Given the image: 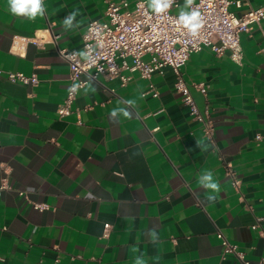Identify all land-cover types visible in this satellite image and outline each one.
Masks as SVG:
<instances>
[{"label": "crops", "instance_id": "obj_1", "mask_svg": "<svg viewBox=\"0 0 264 264\" xmlns=\"http://www.w3.org/2000/svg\"><path fill=\"white\" fill-rule=\"evenodd\" d=\"M104 18V0H40L34 19L0 0V264H240L217 231L264 264V18L240 34V64L204 47L181 68L211 138L169 66L123 87L89 81L58 115L69 69L57 50L81 53L86 24ZM148 82L156 97L142 95Z\"/></svg>", "mask_w": 264, "mask_h": 264}, {"label": "built area", "instance_id": "obj_2", "mask_svg": "<svg viewBox=\"0 0 264 264\" xmlns=\"http://www.w3.org/2000/svg\"><path fill=\"white\" fill-rule=\"evenodd\" d=\"M105 18L90 20L82 33V52L58 49V54L67 63L69 69V85L64 102L57 113L64 116L70 113V105L79 88L89 81L100 79H117L120 86H125L133 74L150 80L152 73H161L169 66L176 75L174 89L188 107L189 115L197 121L205 136L213 135V124L209 117L208 106L200 110L194 101L188 85L181 76V68L191 53L204 47L210 48L216 55L228 53L229 58L241 63L242 46L240 34L249 31L254 23L264 18V5L253 7L248 0H193L189 3V12L176 14L172 9L178 5L177 0H161L167 6L156 11L154 0H104ZM233 5L244 10L237 13L230 10ZM198 12V23L201 25L195 33L185 26L181 17ZM23 37L14 35L12 46L22 47ZM264 50V47H263ZM11 82L35 84V75L26 76L21 72H7ZM197 89L205 92L202 83ZM152 96L157 91L151 82L148 90ZM225 175L237 187L232 167L225 164ZM6 188L7 185H2ZM21 194V192H20ZM34 207L43 209L45 204L35 203ZM108 228V224L104 225ZM222 246V255H232L240 264H251L244 253L232 244L220 232H216Z\"/></svg>", "mask_w": 264, "mask_h": 264}, {"label": "clouds", "instance_id": "obj_3", "mask_svg": "<svg viewBox=\"0 0 264 264\" xmlns=\"http://www.w3.org/2000/svg\"><path fill=\"white\" fill-rule=\"evenodd\" d=\"M193 0H189L192 3ZM10 11L16 15H27L29 18L34 19L37 13L40 12V0H9ZM156 11H162L167 5L162 4L161 0H154ZM198 12H193L191 15H184L181 20L185 26L190 29L193 33L201 26L198 23ZM209 187L215 189L216 184H210Z\"/></svg>", "mask_w": 264, "mask_h": 264}]
</instances>
